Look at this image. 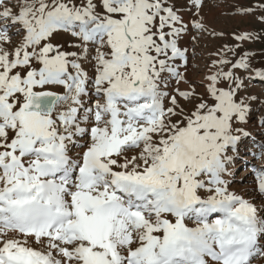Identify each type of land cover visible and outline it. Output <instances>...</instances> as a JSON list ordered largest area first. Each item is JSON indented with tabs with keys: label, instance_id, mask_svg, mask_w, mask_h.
Instances as JSON below:
<instances>
[{
	"label": "snow or ice",
	"instance_id": "6c2138e0",
	"mask_svg": "<svg viewBox=\"0 0 264 264\" xmlns=\"http://www.w3.org/2000/svg\"><path fill=\"white\" fill-rule=\"evenodd\" d=\"M0 264H264V0H0Z\"/></svg>",
	"mask_w": 264,
	"mask_h": 264
},
{
	"label": "rangeland",
	"instance_id": "374dc122",
	"mask_svg": "<svg viewBox=\"0 0 264 264\" xmlns=\"http://www.w3.org/2000/svg\"><path fill=\"white\" fill-rule=\"evenodd\" d=\"M208 20L210 24H214L218 29H222L225 31H231L233 28L239 26V27H250L253 26L248 21H240V20H234L229 17L223 16L220 13V10H212L207 13ZM215 43H220V41H217ZM257 47H260L257 45ZM244 174V172H241V175ZM239 180L240 177H237Z\"/></svg>",
	"mask_w": 264,
	"mask_h": 264
},
{
	"label": "bare ground",
	"instance_id": "6f19581e",
	"mask_svg": "<svg viewBox=\"0 0 264 264\" xmlns=\"http://www.w3.org/2000/svg\"><path fill=\"white\" fill-rule=\"evenodd\" d=\"M244 175H245V173H244V174H242V175H241V177H242V176H244Z\"/></svg>",
	"mask_w": 264,
	"mask_h": 264
}]
</instances>
